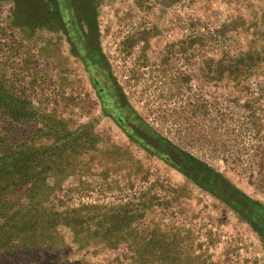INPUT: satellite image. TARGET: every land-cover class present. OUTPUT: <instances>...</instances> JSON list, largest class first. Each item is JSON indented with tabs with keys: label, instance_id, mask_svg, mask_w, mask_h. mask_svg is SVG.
Instances as JSON below:
<instances>
[{
	"label": "rangeland",
	"instance_id": "rangeland-1",
	"mask_svg": "<svg viewBox=\"0 0 264 264\" xmlns=\"http://www.w3.org/2000/svg\"><path fill=\"white\" fill-rule=\"evenodd\" d=\"M67 1L0 0V264H264V0Z\"/></svg>",
	"mask_w": 264,
	"mask_h": 264
},
{
	"label": "trees",
	"instance_id": "trees-1",
	"mask_svg": "<svg viewBox=\"0 0 264 264\" xmlns=\"http://www.w3.org/2000/svg\"><path fill=\"white\" fill-rule=\"evenodd\" d=\"M68 1L71 2V0H68ZM70 2H68L70 4L69 7L74 8L73 0H72V3ZM82 40L84 41V39ZM96 55L97 54L95 52L91 53V56L95 57ZM35 152H38V150H35ZM51 156L53 157V154L51 155L46 154L42 161L35 162V166L32 168V194H36V192L41 187H45V188L47 187L46 178L51 174V172L54 169V163H53ZM58 215L59 214L56 212L51 213L50 211H48L47 207H42L36 202L32 204V248L38 249L40 248V246H42L45 243V240H47V237L44 231L42 230V228L54 229L58 223V220H60L58 218ZM95 220H99V219H97L96 217H93V218L91 217L89 219H86L85 222H79L75 220L72 222V224H76V225L80 224L85 230H87L91 227L90 226L91 224H94L97 227ZM100 220L102 221L99 227L104 229V232L106 234L110 232H113V233L116 232V234L119 235L120 232L122 231L123 227L115 226V223L120 224V222L122 221L117 215L107 214V215L101 216ZM68 224L71 225L70 222H68ZM118 227H119V230H118Z\"/></svg>",
	"mask_w": 264,
	"mask_h": 264
},
{
	"label": "crops",
	"instance_id": "crops-1",
	"mask_svg": "<svg viewBox=\"0 0 264 264\" xmlns=\"http://www.w3.org/2000/svg\"><path fill=\"white\" fill-rule=\"evenodd\" d=\"M83 39H84V37H83Z\"/></svg>",
	"mask_w": 264,
	"mask_h": 264
}]
</instances>
